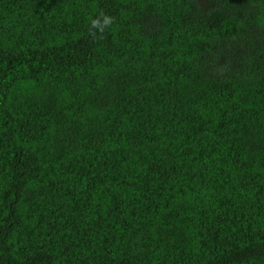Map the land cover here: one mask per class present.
<instances>
[{"label":"trees","instance_id":"obj_1","mask_svg":"<svg viewBox=\"0 0 264 264\" xmlns=\"http://www.w3.org/2000/svg\"><path fill=\"white\" fill-rule=\"evenodd\" d=\"M0 264H264V0H0Z\"/></svg>","mask_w":264,"mask_h":264},{"label":"clouds","instance_id":"obj_2","mask_svg":"<svg viewBox=\"0 0 264 264\" xmlns=\"http://www.w3.org/2000/svg\"><path fill=\"white\" fill-rule=\"evenodd\" d=\"M113 23V20L111 17H103V23L101 24L100 21L98 20H94L92 21L91 27L92 29H98L99 31H104L105 28H107L108 26H110Z\"/></svg>","mask_w":264,"mask_h":264}]
</instances>
